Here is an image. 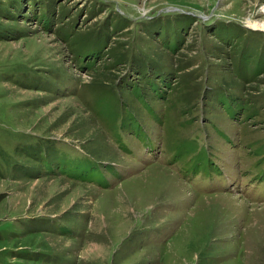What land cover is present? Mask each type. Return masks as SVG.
I'll return each instance as SVG.
<instances>
[{
  "label": "rangeland",
  "instance_id": "obj_1",
  "mask_svg": "<svg viewBox=\"0 0 264 264\" xmlns=\"http://www.w3.org/2000/svg\"><path fill=\"white\" fill-rule=\"evenodd\" d=\"M263 22L0 0V264H264Z\"/></svg>",
  "mask_w": 264,
  "mask_h": 264
},
{
  "label": "bare ground",
  "instance_id": "obj_2",
  "mask_svg": "<svg viewBox=\"0 0 264 264\" xmlns=\"http://www.w3.org/2000/svg\"><path fill=\"white\" fill-rule=\"evenodd\" d=\"M250 26H252V24H249ZM254 27H259L260 29L264 30V22L263 24H255Z\"/></svg>",
  "mask_w": 264,
  "mask_h": 264
}]
</instances>
